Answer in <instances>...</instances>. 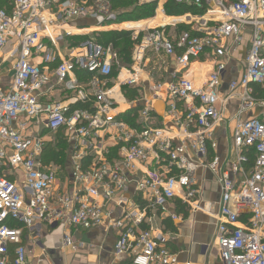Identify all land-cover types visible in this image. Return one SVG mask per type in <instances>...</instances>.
I'll list each match as a JSON object with an SVG mask.
<instances>
[{
  "label": "built area",
  "instance_id": "obj_1",
  "mask_svg": "<svg viewBox=\"0 0 264 264\" xmlns=\"http://www.w3.org/2000/svg\"><path fill=\"white\" fill-rule=\"evenodd\" d=\"M186 1L216 3L219 20L174 40L165 25H139L130 34L132 65L119 63L113 43L73 41L77 34L65 29L114 20L109 0H9L10 10H0V52L10 46L14 61L9 86L0 87V264H26L23 231L43 225L104 227L128 264H178L155 225L178 217L176 202L217 220L220 264H264V99L253 89H264V0ZM246 32L244 71L222 95L223 57ZM146 53L172 58L182 73L146 86ZM205 53L212 69L186 76ZM232 100V145L222 162L214 131ZM255 107L260 116H243ZM58 135L64 171L44 161ZM201 170L218 184L216 214L199 199ZM63 243L72 244L70 235Z\"/></svg>",
  "mask_w": 264,
  "mask_h": 264
},
{
  "label": "crops",
  "instance_id": "obj_2",
  "mask_svg": "<svg viewBox=\"0 0 264 264\" xmlns=\"http://www.w3.org/2000/svg\"><path fill=\"white\" fill-rule=\"evenodd\" d=\"M230 1V0H229ZM162 16L150 24L142 25L144 27H153L156 25H165V31L171 24H177L176 16H167L163 6L155 9V14L140 21L111 22L101 26H96L92 20H78L65 27L68 31L78 36H94L101 32L111 30H134L139 25L135 23L146 22L154 19L157 14ZM217 18H220L218 16ZM213 21V20H210ZM142 24V23H141ZM212 24V23H210ZM175 31L174 40L179 35ZM75 37V36H74ZM74 41V40H73ZM76 41V40H75ZM230 43V42H229ZM249 45V33H245L243 40L235 48L229 50L223 57L226 67L222 73L220 91L222 95L228 92L229 83L238 79L245 68V53ZM11 47L7 46L0 52V87L7 88L13 76V59H7ZM166 63L154 62L148 65L144 71V84L147 86L148 80L152 81H170L179 76L182 72L177 70V65L172 58ZM213 67V62L209 53L201 55L185 71L186 76L206 75ZM153 69V70H152ZM200 70V71H198ZM149 80V81H151ZM131 91H133L131 89ZM264 99V98H256ZM154 109L158 115L164 112V103L162 101L154 103ZM237 102H229L228 111L225 120L216 127L214 136L218 143L215 154L224 162L229 158V152L232 145V125L229 117L235 113ZM261 108L255 107L243 116H260ZM56 165V164H55ZM58 166V165H57ZM61 168V167H60ZM64 171V168H61ZM64 174L63 172H61ZM197 187L200 189V201L210 205V211L217 213L219 201V189L215 178L208 171H198ZM176 215L175 219L165 218L156 219L157 225L163 234L167 237V247L177 254L178 264H220V259L214 244L216 234L217 220L200 210H192L180 202L174 203L172 208ZM63 235H70L72 244L63 243ZM115 234L104 227H95L91 229H68L58 225H43L38 232H30L24 229L22 235V244L26 248V264H128L127 256H115L113 245Z\"/></svg>",
  "mask_w": 264,
  "mask_h": 264
},
{
  "label": "trees",
  "instance_id": "obj_3",
  "mask_svg": "<svg viewBox=\"0 0 264 264\" xmlns=\"http://www.w3.org/2000/svg\"><path fill=\"white\" fill-rule=\"evenodd\" d=\"M90 1V0H88ZM111 4L112 11L115 14V19L111 22H126V21H135L150 18L154 15V10L156 8V1H151L145 3L143 5H135L131 11L129 10H122L118 11V7H126L129 5L130 0H109ZM201 5H205L204 1L200 2ZM4 7V8H3ZM196 7L197 5L191 1H177V0H167L164 5L163 9L167 16H182L187 13L196 14ZM4 9L6 11L10 10L9 0H0V10ZM145 22H140L139 24L142 25ZM135 23L134 25H139ZM182 24L177 25V32L180 33ZM132 30H111L106 32H101L99 35L96 36L98 42L106 45L108 43H113V45L117 48L119 53V57L122 58L123 62H130V51L129 47L133 45V41L130 38ZM194 34L196 33L193 32ZM85 39L84 36L74 37L73 40L80 41ZM123 56V57H121ZM125 60V61H124ZM254 89V96L256 98H264V89L259 85H253ZM65 147L66 143L63 139L58 138V141L49 142L48 146L46 147L45 154H44V161L45 162H53L54 164H63L65 160ZM253 156L249 155V165L253 162ZM11 225H16V223H10Z\"/></svg>",
  "mask_w": 264,
  "mask_h": 264
},
{
  "label": "rangeland",
  "instance_id": "obj_4",
  "mask_svg": "<svg viewBox=\"0 0 264 264\" xmlns=\"http://www.w3.org/2000/svg\"><path fill=\"white\" fill-rule=\"evenodd\" d=\"M151 1H156L157 2V4H156V8H157L160 5L163 6L164 3L167 0H130V3H129L128 6H126V7H123V6L118 7L119 8L118 11L120 9L131 11L135 5H139L140 6V5H143V4L151 2ZM223 1H227L228 2V0H223ZM195 10L197 12L196 14L187 13V14L182 15V16L174 17V18L178 19L176 21L177 24H174V25L171 24L169 29H167V34L173 36L175 34V31L177 32V25L178 24H182L183 25L182 28H181L180 33L181 32L193 33V32H195V31H197L198 29L201 28L200 25H201V23H203L202 21H207V22L213 24V23H215L214 21L219 20V18L214 17V16H219V14H217V12L219 10L218 5L216 3H214V2L206 3L205 5L199 4V5H197ZM154 14H155V10H154ZM204 17H206V18L204 19ZM141 20H143V19H141ZM210 20H213V21H210ZM136 21H140V20H135L133 22H136ZM137 24H139V23H137ZM129 51H130V62H123L122 61L123 59L119 58V63H122L123 65H132L134 63V60H133L134 44L129 47ZM146 56H148L152 61L157 62V63L158 62L166 63L167 61H169L168 59H164L160 55H156V54H152V53H146ZM121 57H123V56H121ZM58 138H59V135H58ZM51 141L55 142L54 139H52ZM64 156L66 158V155H64ZM64 162H65V160H64ZM56 165L60 166L61 168L64 167V163L63 164H56Z\"/></svg>",
  "mask_w": 264,
  "mask_h": 264
},
{
  "label": "bare ground",
  "instance_id": "obj_5",
  "mask_svg": "<svg viewBox=\"0 0 264 264\" xmlns=\"http://www.w3.org/2000/svg\"><path fill=\"white\" fill-rule=\"evenodd\" d=\"M161 16H162V15H161L160 13H158L157 16H156L154 19H152V20H148V21H146L145 23H143L142 25L150 24L152 21L160 19ZM214 17H218V16H214ZM205 18H206V17H204V19H205Z\"/></svg>",
  "mask_w": 264,
  "mask_h": 264
}]
</instances>
